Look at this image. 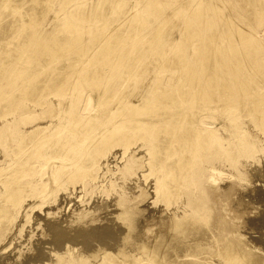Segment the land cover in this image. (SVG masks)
<instances>
[{
	"label": "rangeland",
	"instance_id": "rangeland-1",
	"mask_svg": "<svg viewBox=\"0 0 264 264\" xmlns=\"http://www.w3.org/2000/svg\"><path fill=\"white\" fill-rule=\"evenodd\" d=\"M32 5L41 6L42 11L29 13ZM182 5H188V10L181 11ZM193 7L198 8L200 19L191 15ZM72 9H76L73 15L69 14ZM63 17L69 23L68 31L66 25L60 27ZM163 17L167 24L157 31V21ZM187 18L196 37L206 38L209 32L214 37L196 45L190 37L193 29L183 31ZM233 20L246 32L229 34L225 25ZM28 27L33 35L27 33ZM55 28L63 34L62 41L69 49L65 51L53 44L51 49L56 54L38 51L37 41ZM154 35L157 42L151 39ZM9 36L12 40L6 41ZM89 41L93 43L89 45ZM76 47L82 48L69 56ZM7 51L11 54L0 62V93L7 90L16 75L24 80V71L36 72L34 77L45 83L37 84L32 92L18 94L16 102L2 104L0 109V264H77L80 259L87 264H101L105 251L114 255L129 252L133 261L139 248H150L172 235L170 244L177 246L173 253L179 254L174 257L172 253L173 263L203 264L196 259L209 256L208 252L215 249L213 236L220 230H224L223 237L232 241L242 239L241 243L249 245L250 250L261 248L263 258L264 0H3L0 56ZM166 57L180 59L184 65L180 62L176 68L164 66ZM240 58L246 61V65H241L247 68L249 77L242 84L233 79V71L223 77L221 67ZM47 59L50 62L45 64ZM27 62L33 65L26 68ZM126 64L132 66L125 69ZM15 65L12 77L10 71ZM184 66L193 67L194 79L198 78L204 86V97L195 101L200 108H190L194 110V119L200 127L218 131L209 143L212 146L195 160L198 166H191V181L182 180L183 185L172 193L174 197H166L155 192L157 175L150 173L146 164L151 156L146 159L143 152L147 142L155 141H151L155 135L153 125L135 133L122 131L111 135L110 141L107 136L105 144L92 147L100 129L112 127L130 112L126 105L138 107L131 113L133 118L143 122L155 114L151 120L159 124L188 106L192 99L180 97V107L153 109L156 94L178 84L180 77V90L188 91L186 87L193 76L183 73ZM58 79L60 85L56 83ZM73 81L76 85L70 86ZM214 83L217 88L212 86ZM226 84L231 91L220 88ZM195 90L201 88L194 86L190 93ZM60 102V107L55 105ZM72 102L90 120L80 128L81 132L88 129L81 133L86 140L77 142L70 150L76 154L70 158L71 154L53 148L61 137L56 131L68 128L65 109ZM258 102L260 106L253 109ZM189 114L188 109L186 116ZM40 125H46L52 138L33 150L34 155L39 154L30 171L20 173L26 187L13 202L5 184L9 181V168L18 160L14 151L22 143L21 136ZM70 159L82 162L81 167H67L60 173L58 167ZM187 199L189 204L195 200L193 206L207 205L210 222L216 223L212 224L216 227L213 231L205 226L189 231L191 238L181 246L175 231L171 232L174 219L183 217Z\"/></svg>",
	"mask_w": 264,
	"mask_h": 264
},
{
	"label": "bare ground",
	"instance_id": "bare-ground-1",
	"mask_svg": "<svg viewBox=\"0 0 264 264\" xmlns=\"http://www.w3.org/2000/svg\"><path fill=\"white\" fill-rule=\"evenodd\" d=\"M2 1L3 0H0V2H2ZM199 3H201V2H199ZM34 5H32L28 9L29 13H33L34 11H38V12L42 11V7L41 6L34 8ZM79 7L80 6H77L76 8H79ZM188 7H189L188 5L184 6V7L182 5V7L180 9H181V11L188 10ZM20 8H21L20 9L21 11L25 10L22 7H20ZM95 8L96 7L92 8L90 10L92 12H94ZM208 10H209V8H208ZM216 10H217V8H216ZM75 11H76V9H72V11L69 14L73 15V12H75ZM190 12H191V15L193 14L195 17H197V19H200V17L202 16L200 14V12H198V8L194 9V7H193V9ZM69 14H68V16L70 17L71 15H69ZM132 15H133V13H132ZM174 15H175V13H174ZM68 16H66L65 18L68 19L67 18ZM65 18L63 17L62 19H60L59 23L62 22L60 27H62V25L63 26L66 25L65 26V28H66L69 25V23L66 21ZM205 20H207V19H205ZM167 21L168 20H165V17L158 19L157 25H160V26H157V29L155 27V29L157 31H160L161 28L165 24H167ZM229 23H230V21H228V23L225 25V29L227 30V32H229V34H235L236 33V34L240 35V34L244 33V31H245L244 28L238 27L237 23L235 24L234 20L232 21V24H229ZM203 25H204V23H203ZM57 28H59V27H57ZM57 28L53 29L54 31L52 30V31L47 32L46 36H42V38H40L37 41L38 48H39L38 51H40L42 53L48 52V53L56 54V52L53 49H51L53 44L59 45L61 47V49H64L65 51L69 49L70 46L66 45L65 42L62 41L63 40V34H58L60 31L57 32L58 31ZM182 28H183V31L189 30V32L193 29L190 32V35H191L190 37H192L194 39V43H196V45H198L200 42L202 43L203 41H205L206 38L209 40V39H212L214 37V34L212 32L207 33L206 36H205L206 38L196 37L195 36L196 33H194V29L195 28H193V24H191V22L188 20V18L186 20L184 19V24H183ZM67 29L68 28H66V30ZM71 29H72V27H71ZM26 30H28L27 33L29 35H33L34 34V33H31L33 31L30 30L29 27ZM62 31H63V29H62ZM67 31H65V32H67ZM153 31H154V29H153ZM180 31L182 32V30H180ZM70 32H71V30H70ZM64 34H66V33H64ZM67 37H68V35H67ZM155 38H156L155 35L151 37L152 40L157 42V40H155ZM5 40L6 41H10V40H12V38H11V36H9V38H7ZM94 41H95V39L93 40V42ZM93 42L89 41L88 44L90 45V43H93ZM76 48H77V50L74 49L68 55L71 56V54H72V56H73V54H76L78 51H80L82 47H76ZM86 48H87V46H86ZM241 53H243V51ZM10 54H11V52H8V51L5 52L3 56H0V62L3 59L8 58V56ZM142 54H144L143 51L141 52V55ZM19 59H23V58L19 57ZM49 62H50V60L47 59L45 64H48ZM180 62H182V60L181 61H180V59L174 60V57H173V59H172V57H169V58L166 57V59H165L163 64H164V66L171 65V66L176 68L177 64L181 65ZM244 62H246V61H244V58L243 59L240 58L236 63L230 64L229 66L227 64L225 66L224 65L221 66L222 67V71H223V77H226V74H228L229 71H233V79L235 81H237V83H238V81H240L241 84L245 83V81H247L246 79L249 78V77L247 76L248 75L247 74V68L241 65V64H245ZM30 64H31V62H27L25 67L26 68L29 67ZM31 65H33V64H31ZM182 65H184L183 62H182ZM255 65L259 66L258 64H255ZM131 66H132V64H129V65H127V67L125 66L124 68L128 69ZM181 67L182 66H180V69H181ZM185 67L186 66H184L183 73L185 75H188V76H193L192 77L193 79L188 82V85L186 87V89H188V91L180 90L179 85L181 86V83L183 84V79H182V77H180L179 80H178L179 81L178 84H174L173 83L172 85H170L168 87H165V89H163V91H160V92H158L156 94L155 102H154L155 104H153V106H154L153 109H155V110L163 109V108L166 109V108H170L172 105L180 107L181 106V105H179V104H181L180 100H179L180 97L182 98V100H184V99H186L188 97H189L188 100L192 99L189 103H187L188 106L181 107L180 111H178L177 113H174L173 115H171L172 117L166 118L165 123L159 124V123H156L155 120H153V119L151 120L152 117L153 118L155 117V114L154 115H149L146 118V120H143V122L138 117L137 118H133L131 113H133L134 110H136L138 107H135V104L134 105H132V104L131 105H126L127 107H129L130 112L128 114H126L125 116H123V119H121L122 121L118 122L117 124L115 123L112 127L108 128V129H106L105 127L100 129L98 131V133H97V138L95 137L96 140L93 141V147H92L93 149H96L97 146H101V145L105 144L106 143L105 138L107 136H108L106 138V139H108L107 141H110V136L111 135L112 136H116L117 133H120L122 131H131L132 133H135V132H137V130L146 129L147 127L153 125L155 135H154V139L151 140V141H154V140L155 141H154V143H150V144L147 142V144L144 147V151H143L144 154H146L145 155L146 159L148 158L147 157L148 155L151 156V158H150L151 160L148 159L149 161L147 162L146 165L149 166L147 168L150 169V173L152 175L153 174L157 175L156 176V180L154 181L155 182L154 183L155 192L157 194H161V195H165V196L166 195H171L173 197H174V195H172V193H174L175 190L178 191V188L181 186L182 180L190 178V176H188V175H191V171L194 168V167L191 168V166L193 165V163L195 164V160L196 159H200L199 158L200 152H202V151H204V149H208V148H210V146H212L209 143H210V141H214L213 137L217 136V134H215V132L218 131V129L202 128V127L199 126V124H198L199 122H196V120L194 119V117H195L194 116L195 113H193L194 110H191L190 108H192V109H199L200 108L201 105H198V102H195V101H197L198 99L204 97L205 94L204 95L201 94V92H203L202 90L204 89V86L200 85V80L198 78L194 79V75H195L196 71L193 69V67L192 68H189V67L185 68ZM15 69H16V65L10 71L12 73V74L10 73L11 76L13 75L12 77H14V74H15V71H16ZM213 71H214L213 69L210 70V75L213 74ZM34 73H36V72H32L31 71V72H26L25 73V71H24V75H22V76L27 78L28 81L25 78H24V80H20L21 78H19L17 75L12 79V82H10L8 84L7 90H4L2 93H0V97L4 96L5 93H6V95H5L6 98L3 101L0 102V109H1L2 104L16 102L18 100V98H17L18 94L24 93V92H32V90L36 88L37 84L45 83V81H41V80H38L37 78H35L34 77V75H35ZM221 81L227 83V81L224 80V79H221ZM56 83L58 85H60L61 84V80L58 79L56 81ZM69 85L70 86H75L76 82L73 81L72 84H69ZM69 85L67 87H65L66 90L69 88ZM194 86L198 87V88H201V91L200 90L199 91L195 90L196 91L195 93H193V91H192V93H190L191 89ZM212 86L214 88H217L216 83H214V85H212ZM220 86H221L220 88L224 89V91H231V87L228 84L223 85V86L220 85ZM46 87H48V85ZM237 87H239V86H237ZM253 93H255V92H253ZM76 100H77V97H76ZM261 101H262V103H264L263 99H261ZM176 102H178V103L175 104ZM57 104H55V105L60 107L62 105V102L57 103ZM255 104L256 105L253 107V109H255V108L260 106L259 102L255 103ZM184 107H185V109H184ZM188 109L190 111V114L186 116V111ZM79 111L77 110L75 102L74 103L72 102L71 104H68V106L65 109V114L68 113L67 114L68 122H69L68 128H64V129L60 130L61 132L56 131V133H59V136H61V137L64 136L66 140H64V138H61V137L58 136L59 139H63L64 142H62V143L60 142L59 143V139H58V143L56 142V144L54 145L55 147L53 149L55 150V148H57V150H58V148H60L61 152L65 151L67 154H71L72 156L70 158L74 157L75 154H76L75 151L74 152H70V150L72 148H74V146L77 144V142H84L86 140V138L81 133H84L85 131H88V129H86V130L81 132L80 128L83 126L84 123H86L87 121L90 120V117L89 116H83L82 114H80ZM191 112H192V114H191ZM259 116H260V118L263 119V115H262L261 111L259 112ZM46 130H48L46 125L45 126L44 125H40V126H37L36 128H33L32 130H29L28 132H25L21 136L22 137V139H21L22 143L19 145L20 147L16 148L15 151H14L15 152V156H16V158H18V160H17V163L14 166L9 168V172H8V175H7L8 178H9V181H8V183L5 184L6 188L9 189V194H10L9 198H11V200L13 199V202L15 201V199L18 200L20 192H22V189H24L26 187V184L21 182V179H23V177L20 176V173L22 171L28 173L30 171V168L32 166L33 161L37 158V156L39 154V152H37L34 155L33 154V152H34L33 150H35V148H37L39 145H43L45 141H47L50 138H52V135L50 136L48 134L49 131H46ZM66 132H70L71 134H73V136L69 135ZM205 133L207 134L206 137H205V135H203ZM74 136H76V137H74ZM133 136H134V134H133ZM133 136H131V138H133ZM99 137H100V139H99ZM208 137L210 138V140H209ZM243 139H245L244 136H243ZM243 139L240 138L239 141L241 142ZM88 144H90V142ZM86 147H87V145H86ZM247 147H248V144H247ZM41 148H43V147H41ZM93 149L91 151H93ZM57 152H56V155H57ZM21 153H23V155H21ZM31 156H32V158L27 160ZM45 156H46L45 153L42 154V158H44ZM143 158H144V156H143ZM200 161H202V160H200ZM81 163L80 162H76V163L72 162L71 159H70L69 163L68 162L63 163L60 167H58L59 168V172L62 173L63 170L65 168H67V167L79 168V167H81L80 166ZM195 165H193V166H195ZM196 166H198V165H196ZM196 166H195V168H196ZM192 179H194V178H192ZM190 181H191V178H190ZM190 181L188 180V182H190ZM182 185H183V183H182ZM10 188H12V189H10ZM176 193L177 192H175V194ZM7 194H8V192H7ZM7 196L8 195H6V197ZM171 196H168V197H171ZM20 197H22V196L20 195ZM188 201H189V199H187V202ZM194 201H190V204H189V202L187 203L191 207L187 205L186 206L187 208H186L185 205L183 204L184 207L186 208V209H183L184 210V213H182L183 217H177V219H174V223H173V227H172L173 229H172L171 233H173V231H175L176 236L178 238H180V239L177 238V240L180 241L181 246H182L183 243H185V241H187L189 238H191L190 236L188 237V235H189L188 233H190L189 231H192V230L194 231V229L195 230H199V228H201L203 226L207 227L208 230L210 228V230L212 229V231H213V229L216 227V226H212V224H214V223H212V221L210 222L209 214L211 212H210L209 208L207 207V205L202 204L201 206H199V205L198 206H193V202ZM196 201H198V200H196ZM196 204H199V203H196ZM194 205H195V203H194ZM181 208H183V207H181ZM179 210L181 211V209H179ZM4 211L5 210H3V212ZM188 213H189V215H188ZM180 216H182V215H180ZM219 226L220 225H218V227ZM200 231H201V229H200ZM200 231H197V232L199 233ZM195 232H194V234H196ZM201 232L204 233V232H206V230H203ZM203 233L202 234L200 233V235H204L205 236V234H203ZM221 233L223 234L224 230L223 231H221V230L218 231V235L215 234V236H213L214 239L212 241H214L213 243L215 244V249L213 251H211V252H208V251L204 252V253L208 252L209 256H206L207 255L206 254L203 257H199L198 259H196V262L200 261L203 264H264V259H263L264 256L262 258L261 257L262 253H260L261 251L263 252V250H261V248H256V250H254V251H253V248H252V250H250L248 248L249 245H247L245 243H241L242 239H241V241L240 240L236 241V239H237L236 238V239H234L235 241H232L231 238L228 237L230 233L227 236L228 238H226L225 236L223 237V235ZM231 233H232V231H231ZM206 234H207V232H206ZM212 234H213V232H212ZM226 234H227V232H226ZM216 235L218 237H216ZM160 236H162V235H160ZM210 237H211V235H210ZM167 238L166 237L162 238V240L159 241V243L157 242L158 244L156 243L157 245L155 244L152 247H150L151 249L147 248L150 251H147L146 247L139 248V250H138L139 252H138L137 255L136 254L134 255V258H133L134 260L133 261L131 260L130 256H128V254L131 255V253H129V252H128L127 255H125V254L123 255L121 252L119 254H117V255L116 254L114 255V254H111V253L105 251L103 253V257H102L103 261H102L101 264H133V263L134 264H176V263H173L174 260L172 259L171 255H172L173 252H175V249H176L177 246L174 247V244H175L174 242H172V243H174L173 245L170 244V240L169 239H172L173 235L172 236H168ZM208 240L210 241V239H208ZM196 242H198V241H196ZM199 243H200V241H199ZM170 245H172L173 247L170 246ZM120 254H122L123 257H121ZM176 254H178V253H175L174 257H175ZM132 255H133V253H132ZM192 255H193V253H192ZM192 255H187V256H192ZM195 256H196V254H195ZM177 257H179V256H177ZM214 258L215 259L217 258V260H215ZM187 259H188V257H187ZM77 264H87V261H85V259H80V261ZM177 264H178V262H177Z\"/></svg>",
	"mask_w": 264,
	"mask_h": 264
}]
</instances>
